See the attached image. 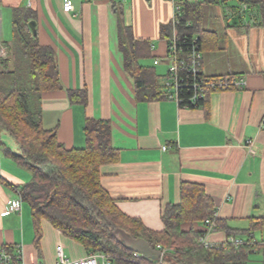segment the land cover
<instances>
[{
  "label": "crops",
  "instance_id": "1",
  "mask_svg": "<svg viewBox=\"0 0 264 264\" xmlns=\"http://www.w3.org/2000/svg\"><path fill=\"white\" fill-rule=\"evenodd\" d=\"M199 1L201 28L210 32L202 41L205 74L244 80L242 89L211 91L203 107H181L166 96L169 36H163L162 29L171 26L169 0H73L72 13L64 11V0H0V41L7 47L14 42L17 9L34 12L40 42L55 50L63 86L42 95L43 127L56 130L58 139L72 149L85 147L87 120L110 123L118 158L101 167V181L124 214L161 232L165 208L181 202L182 184L200 185L221 221L208 241L226 243L230 232L238 239L250 235L257 248L248 264H264V226L246 231L264 216V57L257 62L251 57L245 62L225 58L218 29L204 26L203 6L220 3L226 8L222 16L235 42L239 28L247 31L241 33L243 49L251 44L253 32V42L261 38L264 43L263 8L250 3L244 10V0H233L232 5L229 0ZM188 18L195 25L192 13ZM120 26L130 28L139 64L158 79L163 93L159 98L146 100L137 92L135 78L125 69ZM84 89L87 104L72 103L68 91ZM249 140L254 153H249ZM31 180L32 173L0 147V245L21 248L29 264H56L59 248L68 259L89 255L83 244L47 219H42L38 237L32 208L23 200L20 210L4 213ZM182 228L202 231L205 224L185 223Z\"/></svg>",
  "mask_w": 264,
  "mask_h": 264
},
{
  "label": "trees",
  "instance_id": "2",
  "mask_svg": "<svg viewBox=\"0 0 264 264\" xmlns=\"http://www.w3.org/2000/svg\"><path fill=\"white\" fill-rule=\"evenodd\" d=\"M118 1V0H117ZM260 5L264 0H244ZM116 2V1H114ZM201 1L186 7L185 18L192 16L195 25L180 27L183 38L198 32L201 43L209 34L201 28ZM34 12L17 9L14 12L15 39L8 45L9 54L0 57V130L10 134L18 143L19 151L8 149L11 158L32 173V180L19 189L21 199L32 208L34 223L41 235L42 219L49 220L68 237L83 244L91 253H103L112 261L130 264H248L250 254L257 248L252 236L236 246L230 241L205 246L202 231L182 228L185 223L215 220L214 230L221 221L214 217L217 208L205 188L191 183L181 186V202L169 205L163 213L165 229L161 232L146 227L139 218L124 214L101 181V167L117 161L118 150L113 147L111 125L107 121L87 120L86 145L69 149L57 137V131L45 130L42 123V95L61 90L62 83L55 50L43 45L30 22ZM172 33L171 26L162 29L163 36ZM136 40L130 28L120 26V47L125 55V69L135 78L136 89L146 100L163 95L158 79L149 68L138 61ZM202 51H203V45ZM74 104L86 105L87 90H69ZM165 93V91H164ZM209 94V93H208ZM208 96V95H207ZM207 101L203 99L198 107ZM193 108V107H192ZM1 139V137H0ZM264 226V216L246 231L248 234ZM119 229L133 238H144L156 249L165 250L162 258L150 262L136 258L121 240ZM237 238V237H236Z\"/></svg>",
  "mask_w": 264,
  "mask_h": 264
},
{
  "label": "built area",
  "instance_id": "3",
  "mask_svg": "<svg viewBox=\"0 0 264 264\" xmlns=\"http://www.w3.org/2000/svg\"><path fill=\"white\" fill-rule=\"evenodd\" d=\"M172 4L173 14L171 21L172 33L167 38L166 59L169 62L167 74L164 76L166 96L175 99L181 107H197L206 99L208 93L215 90L242 89L244 80L231 75L208 76L203 70V51L201 37L193 34L192 37L183 38L184 33L180 27L191 28L194 26L192 20L185 18L186 7L192 1L199 0H169ZM75 9L73 0H64V11L72 13ZM243 9L248 5L243 3ZM9 54L8 47L0 41V57L6 58ZM159 61L157 60L156 63ZM249 153H254L252 140L248 141ZM167 146L163 147L167 150ZM22 199H12L4 211L8 214L20 210ZM214 217L217 216V212ZM215 220L208 219L205 226V234L200 239L205 246L213 245L208 241V236L213 232ZM230 241L236 246L244 244L243 239L231 237ZM160 250H162L160 248ZM165 250H162V256ZM59 259L56 264H105L111 263V258L103 253H91L79 259H68L65 257L62 248H59ZM136 258L142 257L140 253L134 252ZM162 258V257H161ZM0 264H29L24 260L21 248L17 251L11 250L7 245H0Z\"/></svg>",
  "mask_w": 264,
  "mask_h": 264
},
{
  "label": "rangeland",
  "instance_id": "4",
  "mask_svg": "<svg viewBox=\"0 0 264 264\" xmlns=\"http://www.w3.org/2000/svg\"><path fill=\"white\" fill-rule=\"evenodd\" d=\"M228 1V0H227ZM228 5L234 4L235 1L229 0ZM227 2V3H228ZM226 8H224L220 3H215L213 5H210L208 3H205L203 6V12H204V26H215L218 29V33L220 36V41L223 46V52L222 55L225 56V58L235 59L238 58V60L245 62L246 59L252 58L253 61L262 60V57H264V43L261 38H259L258 42H253L254 32L251 44L246 48L241 46L243 44V39H245L241 33L246 34L247 31L242 28H239V43H236L232 34L229 32L227 28V21L223 18L225 15V12L223 11ZM223 15V16H222ZM260 37V36H259ZM262 40V42H261ZM242 42V43H241ZM249 52V54L247 53ZM259 60V61H260ZM248 63V62H246ZM166 66V64H164ZM168 67V64H167ZM0 147L3 148V150L7 151L8 149H11L14 152L19 151V146L17 141L7 132L0 130ZM250 259H252V256L250 255Z\"/></svg>",
  "mask_w": 264,
  "mask_h": 264
},
{
  "label": "water",
  "instance_id": "5",
  "mask_svg": "<svg viewBox=\"0 0 264 264\" xmlns=\"http://www.w3.org/2000/svg\"><path fill=\"white\" fill-rule=\"evenodd\" d=\"M30 25L35 35H37L36 22L31 21ZM117 232H119L125 246L134 252L140 253L144 259L155 261L162 257V250L154 248L148 240L144 238L135 239L122 229H119Z\"/></svg>",
  "mask_w": 264,
  "mask_h": 264
}]
</instances>
